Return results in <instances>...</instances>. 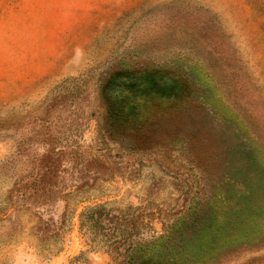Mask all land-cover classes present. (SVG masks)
I'll return each mask as SVG.
<instances>
[{
    "label": "rangeland",
    "instance_id": "374dc122",
    "mask_svg": "<svg viewBox=\"0 0 264 264\" xmlns=\"http://www.w3.org/2000/svg\"><path fill=\"white\" fill-rule=\"evenodd\" d=\"M134 262L264 264V0H0V264Z\"/></svg>",
    "mask_w": 264,
    "mask_h": 264
},
{
    "label": "trees",
    "instance_id": "16d2710c",
    "mask_svg": "<svg viewBox=\"0 0 264 264\" xmlns=\"http://www.w3.org/2000/svg\"><path fill=\"white\" fill-rule=\"evenodd\" d=\"M17 196L19 197L20 194L18 195V194H16L15 191H13V193H11L9 195V201L12 203L14 202V204H15L16 202L19 201ZM13 199H14V201H13ZM85 217H86V219H85ZM93 217H94L93 213L92 214L90 212H88V214L84 213V217H83L84 224H85V221H89L90 225L93 226L92 228H94L96 226V223H95V220L93 219Z\"/></svg>",
    "mask_w": 264,
    "mask_h": 264
},
{
    "label": "flooded vegetation",
    "instance_id": "af4514ba",
    "mask_svg": "<svg viewBox=\"0 0 264 264\" xmlns=\"http://www.w3.org/2000/svg\"><path fill=\"white\" fill-rule=\"evenodd\" d=\"M146 82H150V81L146 80ZM126 238H127V239H129V238L131 239V237H129V236H127ZM126 238H125V239H126ZM163 239H166V238L163 237ZM142 251L145 252V250H142ZM143 256H147V253L141 255L140 258L143 257ZM144 260H145V259H144ZM131 264H132V263H131ZM133 264H139V263L134 262ZM145 264H147V262H146Z\"/></svg>",
    "mask_w": 264,
    "mask_h": 264
}]
</instances>
